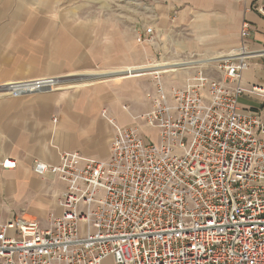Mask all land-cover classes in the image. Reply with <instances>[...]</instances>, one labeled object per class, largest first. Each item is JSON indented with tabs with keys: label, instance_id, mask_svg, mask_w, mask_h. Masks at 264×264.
Instances as JSON below:
<instances>
[{
	"label": "built area",
	"instance_id": "2783aa9c",
	"mask_svg": "<svg viewBox=\"0 0 264 264\" xmlns=\"http://www.w3.org/2000/svg\"><path fill=\"white\" fill-rule=\"evenodd\" d=\"M255 8L264 17V4ZM252 34L244 19L241 44L181 85L166 87L153 73L150 108L134 118L157 140L110 118L107 159H36L37 175L65 184L58 210L46 225L31 214L0 221V264H264V85L240 83L249 60L264 56L249 48ZM44 80L54 79L15 82L21 90L9 95ZM244 93L261 96L262 107H242ZM16 166L0 155L1 168Z\"/></svg>",
	"mask_w": 264,
	"mask_h": 264
},
{
	"label": "crops",
	"instance_id": "0c3cea01",
	"mask_svg": "<svg viewBox=\"0 0 264 264\" xmlns=\"http://www.w3.org/2000/svg\"><path fill=\"white\" fill-rule=\"evenodd\" d=\"M98 1L102 0H0V84L14 87L11 94L19 89L15 82L24 85L20 81L53 78L69 84L53 90V83L45 81L40 90L0 93V155L17 161L14 169L0 167V221L12 217L8 213L35 212L46 225L45 213L58 210L65 184L37 175L34 161L59 164L66 152L107 159L114 126L104 113L120 126L140 127L147 140H157L155 129L150 128L156 133L153 139L145 132L149 127L134 118L150 108L145 89L154 87L145 84L144 75L162 68L135 66L144 62L141 36L147 27L135 33L132 2L104 0L109 9L98 11L92 8ZM145 4L148 16L152 7L158 18L148 43L156 40V32L165 38L158 50L161 59L177 62L168 66L172 69L179 67L182 57L214 59L238 47L244 19L253 30L249 48L264 49V17L255 8L264 0H146ZM124 67L126 74L99 79ZM94 68L107 71L84 72ZM87 74L97 80L76 81ZM73 81L78 84L75 88ZM240 83L246 88L264 85V56L249 60ZM240 100L245 108L263 105L256 94L244 93Z\"/></svg>",
	"mask_w": 264,
	"mask_h": 264
},
{
	"label": "rangeland",
	"instance_id": "374dc122",
	"mask_svg": "<svg viewBox=\"0 0 264 264\" xmlns=\"http://www.w3.org/2000/svg\"><path fill=\"white\" fill-rule=\"evenodd\" d=\"M123 1L124 2L125 1H128V2H132L133 3V8H134V23H135V33L136 34H137V32H140L141 33L142 30H143L142 28L145 27V26L146 27H152V28H154L153 25L158 22V18H157L156 15H155V18L153 17V14H152V11H151L152 7L150 8V14L148 16V14H147L148 5L145 4V1L146 0H123ZM153 6H156V5H153ZM92 8L95 9V10H98V11H104L106 9L108 10L109 9V2L108 1H104V0L98 1L96 3H93ZM154 9L156 10L157 7H155ZM176 25H175V27H176ZM177 30H180V28H177ZM136 34H135V36H136ZM155 36H156V40L154 42H152V43L145 42V40H144V34L141 36V40L144 43L142 48L145 49V55H144V60H143L144 62L143 63H140L138 65H135L136 67H138V66L145 67L146 65L149 66V65H157V64H159V65H162V68H157V69L163 70V68H164L163 65H165V68H166L168 66H171L170 64L177 63L175 61L172 62L171 60L161 59L160 58L161 57V54L159 53L160 50H158V48L160 47V42L163 41V39H165V38H163L162 35H158V37H157V32H156V35ZM159 36H160V39H159ZM165 42H167V40ZM137 44H138V42H137ZM141 44L142 43H139L138 45H141ZM135 47H136V42H135ZM148 48L150 49V51H148ZM182 58H183V61L180 60L178 62V63H184L182 65H179V67L181 69L177 66L176 69L173 68L174 71H169V72L161 73L162 82L164 84L166 83L167 87L174 86V85H181L182 83H184V80L189 75L190 76L193 75L196 72V70L199 69V66L210 67V66L214 65L212 58L211 59L210 58H208V59L195 58V57L194 58H191V57H188V56L182 57ZM197 60H202V61H197ZM191 61H192V63H190ZM166 64H169V65H166ZM130 67H134V66H130ZM127 68L128 67H124V68H121V69H113V70H110V72H113L112 75L105 76V77L103 76L102 78H99V79H109V78L121 76L122 73H125L126 72L124 70H126ZM100 71H105L106 72L107 70H105V69H99V68H94V69H91V70H86L84 72H87V73L88 72L89 73H97V72H100ZM119 71H124V72H119ZM152 71H154V70H151V72ZM215 74L216 73H213V75H215ZM73 77L74 76H72L71 78H73ZM78 77H80V76H78ZM91 77H93V76L92 75L91 76H88V74H87L86 76L83 77V79H78L76 81L78 83H84V82H87L88 80H90V81L93 80L94 77L92 79H90ZM144 77H145V84L147 83V84H150L151 86L153 85V87H154V83H155L154 74H152V73L151 74H146V75H144ZM80 78H82V77H80ZM95 80H97V79H94L93 81H95ZM76 81H73L75 83L71 85L72 88H75L76 85H78V84H76L77 83ZM20 82H23L24 84L26 83V81H20ZM42 82L45 83V80L42 81ZM63 84H66V83H64V82L63 83L55 82V83H53V85L51 87L54 86L53 87V90H54V89H59V88H62V87H67L69 85V84H67V85L64 86ZM1 85H3V84H0V87H1L0 88L1 89L0 92L1 93H4L6 95L11 94V91H13V90L6 89V90L2 91V89H4L5 87H2ZM40 88L41 87L36 88L35 90H40ZM19 89H17V90H19ZM145 97H146V89H145ZM239 102H241V100H239ZM108 119H110V118L108 117ZM145 132L151 138H153V139L156 138V133L153 130H151L150 128L145 129ZM57 205H58V203H57ZM50 212L45 213V214L48 216ZM8 214H10V216L20 215L19 213H16V212H12V213H8ZM30 214L31 215L34 214L36 217L40 216V213L33 212V213H30Z\"/></svg>",
	"mask_w": 264,
	"mask_h": 264
},
{
	"label": "bare ground",
	"instance_id": "6f19581e",
	"mask_svg": "<svg viewBox=\"0 0 264 264\" xmlns=\"http://www.w3.org/2000/svg\"><path fill=\"white\" fill-rule=\"evenodd\" d=\"M191 63V62H190ZM174 64V63H173ZM179 65H182V64H184V63H178ZM188 64V63H187ZM165 67V66H164ZM173 67H176V66H173ZM177 68V67H176ZM165 69V70H164ZM141 70V69H140ZM139 70V71H140ZM128 71V70H127ZM150 71V70H149ZM169 71H174V69H172V68H170V67H166V68H163V70H158L157 69V72H159V73H165V72H169ZM128 73V72H127ZM132 73V72H131ZM135 73V72H134ZM154 73H156L155 71H154ZM130 74V73H129ZM144 74V73H143ZM124 75V74H123ZM135 75H136V73H135ZM138 75V74H137ZM129 76V75H128ZM76 78H78V77H76ZM79 79H83V77L82 78H79ZM58 80H54V81H50V83H55V82H57ZM59 81H61V80H59Z\"/></svg>",
	"mask_w": 264,
	"mask_h": 264
}]
</instances>
